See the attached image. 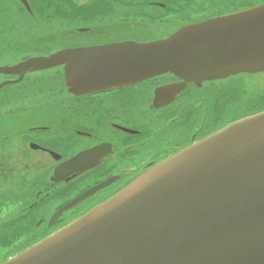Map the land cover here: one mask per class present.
Instances as JSON below:
<instances>
[{"label": "flooded vegetation", "instance_id": "flooded-vegetation-1", "mask_svg": "<svg viewBox=\"0 0 264 264\" xmlns=\"http://www.w3.org/2000/svg\"><path fill=\"white\" fill-rule=\"evenodd\" d=\"M26 1L28 7L22 0H0L2 22L6 15L16 18L24 32L21 39L41 40L28 43L23 59L114 42L109 39H163L184 26L263 4L261 0ZM231 80L201 86L187 82L180 88L184 81L167 73L127 86L83 92L66 81L65 66L28 73L22 97L27 101L14 106L8 100L3 103L9 106L6 112L0 110L4 122L0 124V210H5L0 211V264L82 218L143 173L238 120L226 117L223 92ZM17 135L23 142L8 148ZM92 150L98 152L88 159L87 168L79 167L60 182L52 180L58 166ZM6 174L13 179H5ZM108 181L110 185L51 222L58 211Z\"/></svg>", "mask_w": 264, "mask_h": 264}, {"label": "water", "instance_id": "water-1", "mask_svg": "<svg viewBox=\"0 0 264 264\" xmlns=\"http://www.w3.org/2000/svg\"><path fill=\"white\" fill-rule=\"evenodd\" d=\"M62 66L69 85L83 92L167 73L184 81L180 88L264 73V4L184 26L164 39L64 49L0 67V75L18 76L0 89ZM97 152L58 166L52 180L84 170ZM110 184L87 191L51 222ZM3 264H264V112L168 158Z\"/></svg>", "mask_w": 264, "mask_h": 264}, {"label": "trees", "instance_id": "trees-1", "mask_svg": "<svg viewBox=\"0 0 264 264\" xmlns=\"http://www.w3.org/2000/svg\"><path fill=\"white\" fill-rule=\"evenodd\" d=\"M21 35L20 38L24 36L22 27L18 31ZM13 35L6 26V20L2 22L0 17V53L6 52H24L25 50L18 49L16 47H28V43L41 41L39 39H12ZM33 50L35 46H33ZM38 51V50H37ZM243 79L234 78L225 84L223 97L225 104V111L227 113L226 117L228 119H238L243 116L256 114L264 111V89L257 92L256 94L250 95L244 90L242 86ZM22 93V94H21ZM23 92L18 93V97H23Z\"/></svg>", "mask_w": 264, "mask_h": 264}, {"label": "rangeland", "instance_id": "rangeland-1", "mask_svg": "<svg viewBox=\"0 0 264 264\" xmlns=\"http://www.w3.org/2000/svg\"><path fill=\"white\" fill-rule=\"evenodd\" d=\"M241 4H244V3H241ZM7 18L8 16L6 15V19ZM15 20L16 18H8L6 20V26L8 28V31H10L13 35L12 39H21L19 36L21 34L18 32L20 31L21 26L19 23H16ZM109 40L111 41L114 40V42H120V41H126V40H137V41L142 42L144 40L148 41V40H158V39H109ZM16 48L25 50V51L24 52H13V53L4 51V53H0V67L13 66L19 62L22 56L28 55V47L25 48V47L18 46ZM4 78H5L4 75H0V82L3 81ZM238 78L239 79L241 78L244 80L242 83V86L244 87V90H246V92L249 93L250 95L256 94L257 92L264 89V74H254V75L244 74V75H238ZM23 91H24V82L13 84V85H7L6 88L2 89L0 91V110L1 112H6L7 108H9L7 104L3 106V103H6L8 100L15 102L14 106L23 105L24 102L27 101V99L18 97V93L23 92ZM3 123H4L3 121H0V124H3ZM5 125H6V121H5ZM13 138L14 140L8 146V148L10 147H12L13 149L18 148L20 144L23 142L21 137L18 135ZM13 175L15 177L19 176V170L18 169L15 170ZM4 177L5 179H13L8 174H6V176ZM2 179H3V176L0 175V180ZM0 211L4 212L5 210L1 209Z\"/></svg>", "mask_w": 264, "mask_h": 264}, {"label": "bare ground", "instance_id": "bare-ground-1", "mask_svg": "<svg viewBox=\"0 0 264 264\" xmlns=\"http://www.w3.org/2000/svg\"><path fill=\"white\" fill-rule=\"evenodd\" d=\"M16 65V64H15ZM14 66V65H13ZM9 67H11V66H9ZM241 75H244V74H241ZM7 77H12V76H7ZM5 79V78H4ZM5 82H7V81H1L0 82V85L1 84H3V83H5ZM7 86V85H6ZM6 86H4L2 89H4V88H6ZM2 89H0V91L2 90Z\"/></svg>", "mask_w": 264, "mask_h": 264}, {"label": "snow or ice", "instance_id": "snow-or-ice-1", "mask_svg": "<svg viewBox=\"0 0 264 264\" xmlns=\"http://www.w3.org/2000/svg\"><path fill=\"white\" fill-rule=\"evenodd\" d=\"M262 3H264V0H261Z\"/></svg>", "mask_w": 264, "mask_h": 264}]
</instances>
